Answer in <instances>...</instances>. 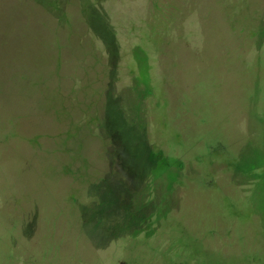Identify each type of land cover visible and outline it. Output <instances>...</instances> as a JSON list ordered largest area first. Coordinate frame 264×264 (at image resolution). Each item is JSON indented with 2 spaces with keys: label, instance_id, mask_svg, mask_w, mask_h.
I'll return each instance as SVG.
<instances>
[{
  "label": "rangeland",
  "instance_id": "374dc122",
  "mask_svg": "<svg viewBox=\"0 0 264 264\" xmlns=\"http://www.w3.org/2000/svg\"><path fill=\"white\" fill-rule=\"evenodd\" d=\"M0 264H264V0H0Z\"/></svg>",
  "mask_w": 264,
  "mask_h": 264
},
{
  "label": "trees",
  "instance_id": "16d2710c",
  "mask_svg": "<svg viewBox=\"0 0 264 264\" xmlns=\"http://www.w3.org/2000/svg\"><path fill=\"white\" fill-rule=\"evenodd\" d=\"M169 192L167 193L166 190L162 189L161 191L157 192L154 194V192H152V194L149 196H147V200L150 201L153 204V219L152 220H147V222L145 221H141V223H139V226L133 229H123L119 231L118 236L114 237H110L108 238L106 241L103 242H109L112 240H115L119 237H125V236H129L130 235H138L140 233H147V234H155L159 228L162 226L163 221L166 219L167 217V212L170 211L171 209V201L168 197ZM169 209V210H168ZM168 210V211H167Z\"/></svg>",
  "mask_w": 264,
  "mask_h": 264
}]
</instances>
